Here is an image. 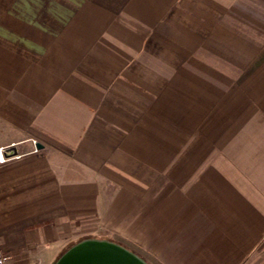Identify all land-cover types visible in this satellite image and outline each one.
Listing matches in <instances>:
<instances>
[{"label":"crops","instance_id":"1","mask_svg":"<svg viewBox=\"0 0 264 264\" xmlns=\"http://www.w3.org/2000/svg\"><path fill=\"white\" fill-rule=\"evenodd\" d=\"M11 144L7 264H264V0H0Z\"/></svg>","mask_w":264,"mask_h":264},{"label":"water","instance_id":"2","mask_svg":"<svg viewBox=\"0 0 264 264\" xmlns=\"http://www.w3.org/2000/svg\"><path fill=\"white\" fill-rule=\"evenodd\" d=\"M42 146L43 145L37 144V147L38 148H42ZM89 244L90 245H93V246H95V245H104V246L108 245L109 246L110 245V244H107V243L96 242V241L95 242L89 241ZM85 246H89V245L85 244V245H82V246H78V247L75 246V247H73L63 257H61V259L57 262V264H62V261L65 258H67V256L69 254H71L76 249H79V248L85 247ZM130 254L131 255H134L132 253H130ZM67 264H133V263H131L127 259H124L121 256L119 257V256L114 255V254L108 255L106 253H102V254L91 253L90 255H84V256H81V257H76V258L72 259L71 261H69Z\"/></svg>","mask_w":264,"mask_h":264},{"label":"bare ground","instance_id":"3","mask_svg":"<svg viewBox=\"0 0 264 264\" xmlns=\"http://www.w3.org/2000/svg\"><path fill=\"white\" fill-rule=\"evenodd\" d=\"M91 253H98V254H102V253H106L108 255L114 254L117 256H121L124 259H127L128 261H130L133 264H144L139 258H137L134 255H131L130 253H128L127 251L123 250L122 248H118L115 246H104V245H89V246H85V247H81L79 249H76L75 251H73L71 254H69L67 256V258H65L62 261V264H67L69 261H71L72 259L76 258V257H81L84 255H90Z\"/></svg>","mask_w":264,"mask_h":264},{"label":"built area","instance_id":"4","mask_svg":"<svg viewBox=\"0 0 264 264\" xmlns=\"http://www.w3.org/2000/svg\"><path fill=\"white\" fill-rule=\"evenodd\" d=\"M32 143L34 146V151H38L37 147V139H32ZM18 155L15 153L14 144L7 146H0V163L6 162L10 158L17 157ZM12 256L10 254L5 253L0 249V264H7L10 261ZM30 264H39V259L34 258Z\"/></svg>","mask_w":264,"mask_h":264},{"label":"rangeland","instance_id":"5","mask_svg":"<svg viewBox=\"0 0 264 264\" xmlns=\"http://www.w3.org/2000/svg\"><path fill=\"white\" fill-rule=\"evenodd\" d=\"M76 243V245H74L73 246V244H74V242L72 243V245H71V248H73V247H78V246H82V245H85V244H87V245H90L89 244V241L88 240H82L81 242L80 241H78V242H75ZM103 243V242H102ZM95 244V243H94ZM101 244V243H100ZM107 244H110V243H107ZM111 246H115V247H118V248H120L119 246H117L116 244L114 245V244H110ZM73 246V247H72ZM62 252H63V250H61L59 253H57V255L55 256V258H54V260H56V259H58L59 257H60V255L62 254Z\"/></svg>","mask_w":264,"mask_h":264}]
</instances>
